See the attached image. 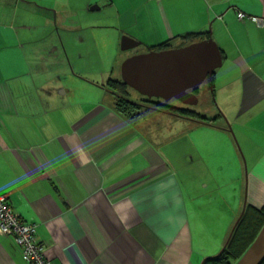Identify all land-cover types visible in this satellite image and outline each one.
<instances>
[{
    "label": "crops",
    "instance_id": "crops-1",
    "mask_svg": "<svg viewBox=\"0 0 264 264\" xmlns=\"http://www.w3.org/2000/svg\"><path fill=\"white\" fill-rule=\"evenodd\" d=\"M238 11L264 0H0V192L54 264H203L264 206V22ZM188 33L221 49L215 113L120 112L114 70ZM0 264H29L13 235Z\"/></svg>",
    "mask_w": 264,
    "mask_h": 264
},
{
    "label": "water",
    "instance_id": "water-1",
    "mask_svg": "<svg viewBox=\"0 0 264 264\" xmlns=\"http://www.w3.org/2000/svg\"><path fill=\"white\" fill-rule=\"evenodd\" d=\"M141 42L129 34H124L121 39V48L130 49ZM222 62L221 49L210 36L179 46L152 48L134 53L122 61L120 72L122 80L144 97L161 98L165 101L175 98L183 104L193 105L199 98L192 89L211 77ZM229 127L232 131L231 126ZM243 212L218 253L227 245ZM263 259L264 223L253 242L234 264H260Z\"/></svg>",
    "mask_w": 264,
    "mask_h": 264
},
{
    "label": "trees",
    "instance_id": "trees-1",
    "mask_svg": "<svg viewBox=\"0 0 264 264\" xmlns=\"http://www.w3.org/2000/svg\"><path fill=\"white\" fill-rule=\"evenodd\" d=\"M195 35L196 33H188L185 36L183 35L185 41L183 39L182 44H186V42L190 39L193 40V36ZM167 47H171L170 41H163L162 43L152 46L149 49H162ZM212 78L213 74L208 78V80H211ZM128 87L129 86L122 80L121 77L118 79L112 77L108 82V89L112 91L115 107H117L124 115L134 117L142 113V110H145L149 103L145 104L146 102L144 101L146 100L142 102L129 98L127 94H125ZM156 104L159 105L157 102ZM163 105H165V107L171 111L188 115L191 118H196L197 120L205 119L203 114L196 110L178 108L176 106H169L166 104ZM263 223L264 206L259 209L247 207L243 216L235 226L225 248L220 253L206 258L203 264H234L248 248V246L253 242ZM260 264H264V259L260 262Z\"/></svg>",
    "mask_w": 264,
    "mask_h": 264
},
{
    "label": "built area",
    "instance_id": "built-area-1",
    "mask_svg": "<svg viewBox=\"0 0 264 264\" xmlns=\"http://www.w3.org/2000/svg\"><path fill=\"white\" fill-rule=\"evenodd\" d=\"M240 19L248 18L258 23L264 22V17L238 11ZM0 233L13 235L22 248V254L29 264H54L45 254L46 246L37 238V222L23 219L13 207L7 193L0 192Z\"/></svg>",
    "mask_w": 264,
    "mask_h": 264
},
{
    "label": "rangeland",
    "instance_id": "rangeland-1",
    "mask_svg": "<svg viewBox=\"0 0 264 264\" xmlns=\"http://www.w3.org/2000/svg\"><path fill=\"white\" fill-rule=\"evenodd\" d=\"M86 0H83V2ZM183 43V41L181 42V44ZM145 46H143L142 44H139L136 47L130 48V49H126L124 50V53L126 52H134V51H142V49H144ZM144 52V51H143ZM134 54V53H133ZM110 55V54H109ZM100 66L103 68V66L101 65V63H97L96 61H94L91 64V67L89 69H86V71H96L98 70V67L100 68ZM118 68V69H117ZM114 70V76H117L118 78L121 77V72H120V68L119 66ZM78 70V69H77ZM208 79V78H207ZM204 80L197 88V92L200 93L201 97H200V101L199 103L195 104L193 107L198 110L199 112L205 114V115H212L215 113V110L217 109V105L215 102V95L213 94L212 91V87L210 86V80ZM125 94H127V96L133 100L136 101H144L146 100L147 103L149 104H153V105H157V106H165L162 103V99H157V103L156 102H151L150 100L147 101L148 98L143 99L144 96H142L138 91L134 90L132 87H128ZM172 102H177L175 100H171ZM215 102V103H214Z\"/></svg>",
    "mask_w": 264,
    "mask_h": 264
},
{
    "label": "flooded vegetation",
    "instance_id": "flooded-vegetation-1",
    "mask_svg": "<svg viewBox=\"0 0 264 264\" xmlns=\"http://www.w3.org/2000/svg\"><path fill=\"white\" fill-rule=\"evenodd\" d=\"M194 92H196L197 93V88H193L192 89ZM198 94V93H197ZM147 97H143V99H146ZM157 99H161V98H148L147 100H150L151 102H159V101H157ZM171 100H175V101H177V102H175V103H173ZM171 100H169V101H165V100H162L163 102L162 103H160V104H166V105H171V106H176V107H178V108H184V106H187V105H189V104H183V103H181L180 101H178L177 99H175V98H173V99H171ZM144 102H146V101H144ZM145 104H147V102L145 103ZM190 106V105H189Z\"/></svg>",
    "mask_w": 264,
    "mask_h": 264
}]
</instances>
